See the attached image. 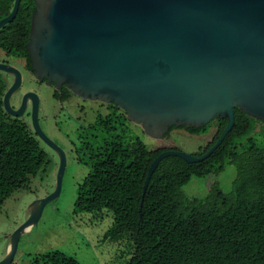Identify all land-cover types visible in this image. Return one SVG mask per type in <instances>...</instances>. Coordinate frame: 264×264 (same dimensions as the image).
Segmentation results:
<instances>
[{"label":"water","instance_id":"95a60500","mask_svg":"<svg viewBox=\"0 0 264 264\" xmlns=\"http://www.w3.org/2000/svg\"><path fill=\"white\" fill-rule=\"evenodd\" d=\"M21 0L0 20L11 23ZM26 51L34 78L65 85L85 100L111 103L145 135L162 139L171 127H205L216 118L227 121L216 143L195 157L178 150L161 152L149 166L142 196L161 160L178 157L194 164L206 160L234 126V109L264 123V0H33ZM3 98L4 109L22 115L30 99L31 127L58 163L55 186L34 200L29 214L9 236L0 264H12L21 236L35 226L47 204L61 192L65 152L38 122V98H27L16 112L8 99L20 75Z\"/></svg>","mask_w":264,"mask_h":264},{"label":"trees","instance_id":"16d2710c","mask_svg":"<svg viewBox=\"0 0 264 264\" xmlns=\"http://www.w3.org/2000/svg\"><path fill=\"white\" fill-rule=\"evenodd\" d=\"M14 0H0V20ZM33 0H21L15 19L0 29V47L9 51L8 31H21L27 45ZM27 58V51L21 54ZM3 89L0 88V95ZM227 124L216 118L205 127H171L191 136L209 135L210 141L195 157L207 152ZM109 122L94 126L107 133ZM95 137V135H94ZM117 138V137H116ZM91 149L88 174L77 186L73 214L110 212L111 227L102 240L121 244L131 252L126 264H264V123L234 109V126L221 145L204 161L186 163L178 157L160 161L142 199L143 184L153 160L164 150H148L138 139L103 141ZM77 152V151H76ZM80 162V161H79ZM52 160L26 124L5 116L0 102V209L18 191L29 190L32 179L44 178ZM233 167L232 188L221 194V211H200L196 200L181 189L191 179H204ZM31 264H80L74 257L51 251L31 259Z\"/></svg>","mask_w":264,"mask_h":264},{"label":"rangeland","instance_id":"374dc122","mask_svg":"<svg viewBox=\"0 0 264 264\" xmlns=\"http://www.w3.org/2000/svg\"><path fill=\"white\" fill-rule=\"evenodd\" d=\"M30 84L26 76L24 85ZM37 92L40 97L41 129L65 152L66 167L59 197L45 206L38 223L21 236L12 264H31L33 257L51 251H60L74 257L80 264H126L131 252L128 241L125 239L119 245L102 240L104 233L112 225L110 212L103 210L98 214H73L77 186L89 172L93 153L90 148L80 150L79 143L75 140L76 133L81 132H74L77 125L72 122V118L78 113L68 111L69 117L68 112L61 110L58 103L50 98L46 87L37 89ZM86 121L89 124L93 119H87L84 123ZM125 127L127 130H124V126L114 124L107 133L99 129L94 131L96 127H93L84 136L85 142L97 148L103 141L119 139L126 145L138 139L148 150L173 149L193 155L210 141L212 134L210 131L209 135L191 136L183 130H173L168 137L154 140L145 135L140 126L130 123ZM41 146L51 157L52 170L42 179L39 176L32 179L28 191L14 193L1 207L0 260L5 256L9 236L28 216L31 203L46 197L54 189L57 160L46 146L42 143ZM234 177L235 171L230 166L221 174L204 179H191L181 192L185 197L195 199L196 208L200 211H221V194L231 190Z\"/></svg>","mask_w":264,"mask_h":264},{"label":"flooded vegetation","instance_id":"af4514ba","mask_svg":"<svg viewBox=\"0 0 264 264\" xmlns=\"http://www.w3.org/2000/svg\"><path fill=\"white\" fill-rule=\"evenodd\" d=\"M8 36H9V41L11 43L10 48L9 51L7 52L5 51V49L0 47V65H4L8 68H13L15 71L19 73L21 80L17 90L14 91L8 99V106L12 112H16L20 108L22 104V99L25 98V95L30 94V96L27 98H38L39 103H38L37 116L40 125V120H39L40 97L38 95L37 89L46 87L50 92V98H52L53 101L58 103L61 110H63L66 113L68 111L78 113L76 117L72 118V122L77 125L74 132L75 133L78 131L81 132L79 134L76 133L75 135V140L77 141V143L80 144L81 142H84L83 139L84 136H86L89 129L95 127L94 124L96 121L102 123L109 122V124H112L113 122L116 125L124 126V130H127L125 125L127 124L130 125V123L132 122L127 120L126 113L123 110L119 109L117 106H114L111 103L107 104V103H102L100 101H90V100L82 99L81 97L74 95L70 89L65 87V85H61L60 87H58L56 84L48 83L46 80L41 81L38 78H34L33 76L34 72H32L31 62H30L31 68L29 69L27 65V58L21 56V54H24V52L26 51V44L24 42V37L21 34V31H16V29H14L13 31H8ZM28 60L30 61L29 56H28ZM26 76L28 77V80L31 83L29 86L24 85ZM14 79H15V75L12 72L0 70V88L3 89L2 94L0 95L1 108L7 118L12 120H19L23 122L28 126V128L33 133L31 127L32 104L30 99H28L27 102L25 103V107L22 111L23 113L19 117L11 116L4 109L3 98L7 90L13 84ZM68 115L70 117L69 112ZM87 119L89 121L93 119V122L88 124V122L86 121V123H84V121ZM71 145H73V143H71ZM76 151H78V149H76L75 152ZM50 154L54 157L55 160H57V157L52 151H50ZM57 163L58 160L55 164L57 165Z\"/></svg>","mask_w":264,"mask_h":264},{"label":"clouds","instance_id":"9594fccd","mask_svg":"<svg viewBox=\"0 0 264 264\" xmlns=\"http://www.w3.org/2000/svg\"><path fill=\"white\" fill-rule=\"evenodd\" d=\"M56 171V170H55ZM55 174V173H54Z\"/></svg>","mask_w":264,"mask_h":264}]
</instances>
